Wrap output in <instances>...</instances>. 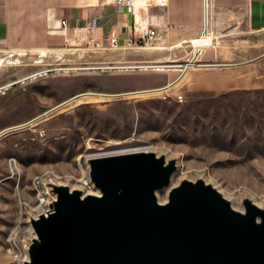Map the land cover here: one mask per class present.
<instances>
[{"label": "rangeland", "instance_id": "rangeland-1", "mask_svg": "<svg viewBox=\"0 0 264 264\" xmlns=\"http://www.w3.org/2000/svg\"><path fill=\"white\" fill-rule=\"evenodd\" d=\"M185 64L140 66L166 71ZM106 67H31V74L49 71L27 83L25 94L9 101V90L0 97V126L31 118L0 136V264H15L34 235L27 214L35 210L25 214L23 202L37 205L38 179L54 174L58 182L79 186L89 168L86 154L124 141L176 160L170 185L157 199L166 201L182 180L202 179L236 210H244V198L263 207L264 81L250 90L178 102L177 88L152 87L162 83V74L154 73L162 71Z\"/></svg>", "mask_w": 264, "mask_h": 264}, {"label": "crops", "instance_id": "crops-1", "mask_svg": "<svg viewBox=\"0 0 264 264\" xmlns=\"http://www.w3.org/2000/svg\"><path fill=\"white\" fill-rule=\"evenodd\" d=\"M95 19L101 22L94 34L98 47L86 34ZM136 19L119 13L115 0H0V97L11 90V101L26 93L27 83L44 77L31 74V67L68 63L119 67L193 61L187 69L177 65L154 72L163 77L152 86L177 88L175 98L188 101L254 89L264 81V0H166L163 8L138 6ZM141 22L156 34L145 45L134 31ZM204 37H210L208 46L192 45ZM111 38L117 48L110 47ZM30 119L2 125L0 133Z\"/></svg>", "mask_w": 264, "mask_h": 264}, {"label": "water", "instance_id": "water-1", "mask_svg": "<svg viewBox=\"0 0 264 264\" xmlns=\"http://www.w3.org/2000/svg\"><path fill=\"white\" fill-rule=\"evenodd\" d=\"M87 163L98 194L48 185L55 200L46 216L30 219L23 264H264V204L244 198L236 210L202 179L182 180L160 203L176 160L151 151Z\"/></svg>", "mask_w": 264, "mask_h": 264}, {"label": "built area", "instance_id": "built-area-1", "mask_svg": "<svg viewBox=\"0 0 264 264\" xmlns=\"http://www.w3.org/2000/svg\"><path fill=\"white\" fill-rule=\"evenodd\" d=\"M115 4L117 7V10L119 13H124L129 16L133 17L134 22H138L136 19V12L138 6H143L144 8L148 7H157V8H163L166 6V0H115ZM61 25L63 27H66L67 22L65 20L61 21ZM101 22L99 20H92L88 23L86 26V34L89 36V42L93 45L95 44L96 47H98V41L95 37V33L100 29ZM134 31H138L140 34V41L145 45L146 43L150 42L156 37L155 32L152 30L150 26L145 24L144 22H141L137 24V26L134 27ZM110 47L111 48H117L118 41L116 38L110 39ZM191 62L187 63L186 65L190 64ZM122 69H137V65H129V66H120ZM49 70L44 69L38 74H45ZM2 88H0V92L2 91ZM166 97H164L165 99ZM176 100L178 102H182L183 98L181 96H177ZM53 178H61L58 176H55L54 174L45 175L44 177H41L36 181V193H37V205H29L26 202H23L24 204V210L26 211L25 214L28 212V210H35V214H39V206L43 204H50L51 200H55V195L51 194V187H47L48 185H53ZM81 180V179H78ZM73 182L74 181H64V185L69 186L70 189H73ZM80 190L83 191V193H86V191H95V190H89L86 183L81 181V187ZM11 236L8 238V242L10 243ZM27 254V252H26ZM25 259V258H24ZM24 259H18V263L20 261H23ZM24 262H22L23 264Z\"/></svg>", "mask_w": 264, "mask_h": 264}, {"label": "bare ground", "instance_id": "bare-ground-1", "mask_svg": "<svg viewBox=\"0 0 264 264\" xmlns=\"http://www.w3.org/2000/svg\"><path fill=\"white\" fill-rule=\"evenodd\" d=\"M210 43V37H204L201 38L199 40H195L193 41V46L194 47H201L204 45H207ZM192 65H185V69L191 67ZM168 66H162V65H154L151 66L150 68L152 69H156L157 71H163V68H166ZM148 68L146 66H144V69ZM151 149L149 148H138L137 145L133 142V141H124V142H120L117 143L114 147L109 148L107 150H105L104 152H97L94 153V151L90 150L88 154H86L87 158H96V157H101V156H108V155H117V154H124V153H132V152H139V151H150ZM85 177L86 179L83 181L84 183H86L87 187L89 190H95L93 191H86V193H91V194H98V191L94 188L93 184L91 183L90 179H89V175H88V171L87 173H85ZM83 180V179H82ZM55 184H61L64 185V183L62 182H58L57 180L53 179V185ZM81 185L79 186H73V189H80ZM157 196H158V192H157ZM158 200L160 203L165 202V200H162L160 197H158ZM49 204H43L39 206V214H35V212H28L27 214V218H28V224L30 225V219H37L39 216H46L49 210ZM31 226V225H30ZM24 254V253H23ZM25 258V259H24ZM18 259H24L23 261H20L18 263ZM28 260V255L25 254L23 256L17 257L16 263L15 264H22V262H25Z\"/></svg>", "mask_w": 264, "mask_h": 264}]
</instances>
